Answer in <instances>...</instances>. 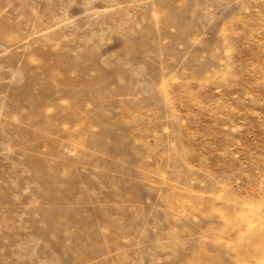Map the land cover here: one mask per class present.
<instances>
[{
  "label": "rangeland",
  "instance_id": "1",
  "mask_svg": "<svg viewBox=\"0 0 264 264\" xmlns=\"http://www.w3.org/2000/svg\"><path fill=\"white\" fill-rule=\"evenodd\" d=\"M0 264H264V0H0Z\"/></svg>",
  "mask_w": 264,
  "mask_h": 264
}]
</instances>
